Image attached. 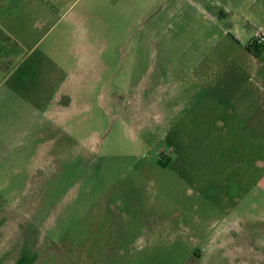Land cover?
<instances>
[{
  "label": "rangeland",
  "instance_id": "rangeland-1",
  "mask_svg": "<svg viewBox=\"0 0 264 264\" xmlns=\"http://www.w3.org/2000/svg\"><path fill=\"white\" fill-rule=\"evenodd\" d=\"M260 30L264 0H0V264H263Z\"/></svg>",
  "mask_w": 264,
  "mask_h": 264
},
{
  "label": "crops",
  "instance_id": "crops-1",
  "mask_svg": "<svg viewBox=\"0 0 264 264\" xmlns=\"http://www.w3.org/2000/svg\"><path fill=\"white\" fill-rule=\"evenodd\" d=\"M264 32V31H263ZM254 40V39H253ZM20 104H18V106H16L15 108V114H16V119L15 121H2L0 123V127H4V126H9V130L8 132L4 133V129L5 128H2L0 129V141H8V139L11 137V133H17V135H21L20 134V129L21 127L24 126V121L26 120V114H24L22 112V109L19 107ZM35 111H37V108L35 107L34 108ZM11 113L14 112V111H10ZM6 113V112H5ZM1 115H3V111L1 113ZM1 125H4V126H1ZM7 128V129H8ZM6 129V130H7Z\"/></svg>",
  "mask_w": 264,
  "mask_h": 264
},
{
  "label": "built area",
  "instance_id": "built-area-1",
  "mask_svg": "<svg viewBox=\"0 0 264 264\" xmlns=\"http://www.w3.org/2000/svg\"><path fill=\"white\" fill-rule=\"evenodd\" d=\"M254 40L259 43L263 44L264 43V32L262 30L257 31L254 35Z\"/></svg>",
  "mask_w": 264,
  "mask_h": 264
},
{
  "label": "trees",
  "instance_id": "trees-1",
  "mask_svg": "<svg viewBox=\"0 0 264 264\" xmlns=\"http://www.w3.org/2000/svg\"><path fill=\"white\" fill-rule=\"evenodd\" d=\"M252 47H257V48H261L262 45H260L259 43H257L255 40L252 41Z\"/></svg>",
  "mask_w": 264,
  "mask_h": 264
},
{
  "label": "flooded vegetation",
  "instance_id": "flooded-vegetation-1",
  "mask_svg": "<svg viewBox=\"0 0 264 264\" xmlns=\"http://www.w3.org/2000/svg\"><path fill=\"white\" fill-rule=\"evenodd\" d=\"M261 252L264 253V249H262ZM262 263L264 264V257L262 259Z\"/></svg>",
  "mask_w": 264,
  "mask_h": 264
}]
</instances>
